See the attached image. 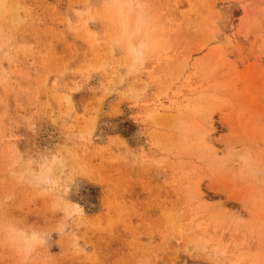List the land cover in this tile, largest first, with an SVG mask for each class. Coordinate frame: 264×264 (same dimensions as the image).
<instances>
[{
  "label": "rangeland",
  "instance_id": "obj_1",
  "mask_svg": "<svg viewBox=\"0 0 264 264\" xmlns=\"http://www.w3.org/2000/svg\"><path fill=\"white\" fill-rule=\"evenodd\" d=\"M22 2L12 78L0 88V195L14 194L12 217L67 225L41 250L44 264H210L185 251L196 235L220 246L219 264H264V182L178 151L175 127L183 118L207 130L212 114L218 151L230 142L264 153V0H151L152 54L119 94L104 0ZM73 12L76 32L65 23ZM66 137L86 176L69 200L9 175L10 146L34 153ZM16 261L0 244V264Z\"/></svg>",
  "mask_w": 264,
  "mask_h": 264
},
{
  "label": "clouds",
  "instance_id": "obj_2",
  "mask_svg": "<svg viewBox=\"0 0 264 264\" xmlns=\"http://www.w3.org/2000/svg\"><path fill=\"white\" fill-rule=\"evenodd\" d=\"M225 3L230 4L231 0H225ZM104 8L109 32L103 43L110 57H119L116 61L118 76L112 82L113 93L119 94L140 74L152 54V5L151 0H105ZM25 12L22 0H0V88L6 87L12 78L5 65L11 67L15 63L14 42L19 27L24 24ZM73 16L77 20L69 16L65 23L69 31L76 32L80 27L77 22L79 13L73 12ZM221 18L222 13L217 10L211 21L217 28L211 34L214 38L219 32L218 21ZM25 124L30 130H36L37 122ZM175 127L178 151H198L202 162L214 170L232 172L240 180L264 182V153L230 142L218 151L209 142L207 134L195 132L183 118L177 120ZM71 140V137H66V141L55 149L34 153H25L14 145L10 146L5 161L9 175L20 184L69 200L67 196L76 185V178L86 177L66 147ZM76 188L79 190L78 185ZM13 199L11 192L0 195V244L11 248L17 257L16 264H44L41 250L49 247L54 233L63 234L67 225L60 223L52 228H38L12 217L7 209ZM237 222L243 223V220L237 218ZM189 249L206 255L210 264H219L220 246L210 244L207 237L194 236L185 251Z\"/></svg>",
  "mask_w": 264,
  "mask_h": 264
},
{
  "label": "bare ground",
  "instance_id": "obj_3",
  "mask_svg": "<svg viewBox=\"0 0 264 264\" xmlns=\"http://www.w3.org/2000/svg\"><path fill=\"white\" fill-rule=\"evenodd\" d=\"M105 1V0H104ZM27 9V8H26ZM28 12V11H27ZM102 18V17H101ZM108 29V28H107ZM105 31V30H104ZM90 31H87V33H89ZM87 33H86V35H87ZM92 34V33H91ZM103 35V34H102ZM88 36H89V34H88ZM207 122L206 123H208L209 124V128L207 129V130H201V131H199L198 133H205V134H207V138H208V140H209V142H211V144L213 143V138H212V135H211V131L213 130V123H214V116L212 115V114H210L209 116H207ZM99 138H100V136H99Z\"/></svg>",
  "mask_w": 264,
  "mask_h": 264
}]
</instances>
